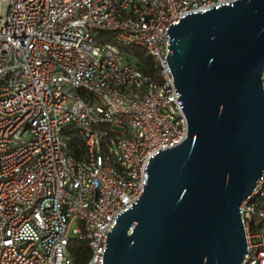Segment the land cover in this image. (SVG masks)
I'll list each match as a JSON object with an SVG mask.
<instances>
[{
	"label": "built area",
	"instance_id": "1",
	"mask_svg": "<svg viewBox=\"0 0 264 264\" xmlns=\"http://www.w3.org/2000/svg\"><path fill=\"white\" fill-rule=\"evenodd\" d=\"M231 1L0 0V264H73L71 237L87 241V264H103L150 156L188 133L168 28ZM240 213L241 264H264V171Z\"/></svg>",
	"mask_w": 264,
	"mask_h": 264
},
{
	"label": "water",
	"instance_id": "2",
	"mask_svg": "<svg viewBox=\"0 0 264 264\" xmlns=\"http://www.w3.org/2000/svg\"><path fill=\"white\" fill-rule=\"evenodd\" d=\"M167 33L188 133L150 156L103 264H241L240 204L264 171V0L186 12Z\"/></svg>",
	"mask_w": 264,
	"mask_h": 264
},
{
	"label": "trees",
	"instance_id": "3",
	"mask_svg": "<svg viewBox=\"0 0 264 264\" xmlns=\"http://www.w3.org/2000/svg\"><path fill=\"white\" fill-rule=\"evenodd\" d=\"M132 54V58L136 64H139L147 72H154L153 59L150 55L146 53L145 50H132L129 49ZM77 140V144L71 146V151L75 155H79L82 151L85 150L83 141L80 137L74 136ZM80 143V144H78ZM69 250L73 257V264H87L90 255L91 249L86 240L79 239L77 237H71L69 240Z\"/></svg>",
	"mask_w": 264,
	"mask_h": 264
}]
</instances>
